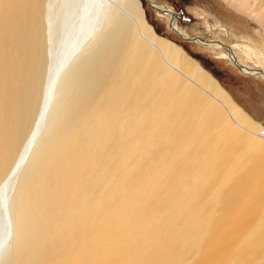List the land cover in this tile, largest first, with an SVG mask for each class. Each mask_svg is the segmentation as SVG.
I'll return each instance as SVG.
<instances>
[{
	"label": "bare ground",
	"instance_id": "6f19581e",
	"mask_svg": "<svg viewBox=\"0 0 264 264\" xmlns=\"http://www.w3.org/2000/svg\"><path fill=\"white\" fill-rule=\"evenodd\" d=\"M226 1L264 28V0ZM210 83L225 97L208 115L216 128L228 122L227 161L224 141L211 152L192 126ZM174 152L190 155L192 174L177 175ZM0 177V264H115L138 242L125 264L142 253L161 255L151 264H264V136L156 33L139 0L0 1ZM167 186L176 203L143 240L136 227L165 212Z\"/></svg>",
	"mask_w": 264,
	"mask_h": 264
},
{
	"label": "rangeland",
	"instance_id": "374dc122",
	"mask_svg": "<svg viewBox=\"0 0 264 264\" xmlns=\"http://www.w3.org/2000/svg\"><path fill=\"white\" fill-rule=\"evenodd\" d=\"M2 1V0H0ZM157 3L164 5L175 15V25L178 29L183 30L188 36L198 35L202 40L216 41L215 44L207 45L200 43L196 39H188L181 37L174 31L168 23V16L157 11L147 0H139L141 6L145 10L148 22L153 25L156 32L163 38L173 42L177 47H181L190 57L195 59L210 75H212L224 89L232 104L239 106L245 112L249 121L254 125V132L264 136V76H257L247 73L236 65L235 61L230 59L223 48L218 43L226 44L230 48H235L240 55L243 64L257 70L264 68V37L260 32L257 23L232 7L226 0H155ZM232 46V47H231ZM186 57V58H185ZM175 57L176 64L185 70L188 74H199L195 63L186 55ZM170 59V55L166 56V60ZM245 66V65H244ZM246 66V67H247ZM200 67V66H198ZM196 81L195 78H192ZM211 84V83H210ZM213 90L202 94V100L199 109L200 113L191 116L192 126L194 130L201 131L202 138L207 142V146L211 152H214L220 140L224 141V146L220 150L221 158L227 161L234 158L226 155V143L229 141L223 130L228 122L226 121L221 127L216 128V123L212 117L208 115V109H215L212 104L215 97L225 99L219 96L217 88L211 84ZM203 122V128L198 130V126ZM219 123V121H218ZM217 123V124H218ZM190 131L178 137L181 140L186 139ZM212 137V140L207 138ZM177 144L181 142L178 141ZM200 142V141H199ZM221 144V143H220ZM203 144L198 149L203 150ZM180 157L177 152L173 153V160L179 165L175 171L177 175L181 172L192 174L194 170L193 162L188 155L185 159L176 160ZM182 167V165H185ZM231 173L227 176L230 177ZM20 180L17 177V180ZM138 179V178H137ZM154 179V175H152ZM0 180L1 177H0ZM219 187V185H217ZM157 202L165 203L166 210L161 214L149 213L147 211L146 220L136 229L141 239L147 240L149 233L156 235L163 216L169 209V204L176 203V190L174 187H166L162 197ZM150 201H148V206ZM136 204L129 209L128 220L134 218ZM140 242L136 243L129 253L117 256L113 261L115 264H125L129 259L136 258L141 250ZM144 244L141 245L143 247ZM10 248V247H9ZM135 253V254H134ZM197 252L191 251L189 254V262L193 261ZM161 259V255H143L142 261H134L132 264H151L152 259ZM146 261V263H145Z\"/></svg>",
	"mask_w": 264,
	"mask_h": 264
},
{
	"label": "water",
	"instance_id": "95a60500",
	"mask_svg": "<svg viewBox=\"0 0 264 264\" xmlns=\"http://www.w3.org/2000/svg\"><path fill=\"white\" fill-rule=\"evenodd\" d=\"M148 3H150L151 6H153L157 11L163 13V14H166L168 15V23H169V26L174 30V31H177V28H175V25L173 24L174 22V14L171 10H169L167 7L165 6H159V5H156L155 3H153L151 0H147ZM180 34V33H178ZM180 36H182V34H180ZM185 38H188V39H198V35H191V36H185ZM227 47V45H226ZM239 68H240V65H238Z\"/></svg>",
	"mask_w": 264,
	"mask_h": 264
},
{
	"label": "crops",
	"instance_id": "0c3cea01",
	"mask_svg": "<svg viewBox=\"0 0 264 264\" xmlns=\"http://www.w3.org/2000/svg\"><path fill=\"white\" fill-rule=\"evenodd\" d=\"M245 15L249 16L250 18H252L257 23V25L260 27V32L262 33V35L264 37V28L259 24V22L257 21L256 17L254 15H252V14H245Z\"/></svg>",
	"mask_w": 264,
	"mask_h": 264
},
{
	"label": "trees",
	"instance_id": "16d2710c",
	"mask_svg": "<svg viewBox=\"0 0 264 264\" xmlns=\"http://www.w3.org/2000/svg\"><path fill=\"white\" fill-rule=\"evenodd\" d=\"M147 18V17H146ZM153 26V25H152ZM155 29V28H154ZM156 31V30H155ZM157 33V32H156ZM158 34V33H157ZM159 35V34H158Z\"/></svg>",
	"mask_w": 264,
	"mask_h": 264
},
{
	"label": "flooded vegetation",
	"instance_id": "af4514ba",
	"mask_svg": "<svg viewBox=\"0 0 264 264\" xmlns=\"http://www.w3.org/2000/svg\"><path fill=\"white\" fill-rule=\"evenodd\" d=\"M216 42V41H215Z\"/></svg>",
	"mask_w": 264,
	"mask_h": 264
}]
</instances>
